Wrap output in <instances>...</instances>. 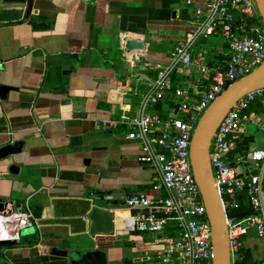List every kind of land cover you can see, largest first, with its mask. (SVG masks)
<instances>
[{
    "label": "crops",
    "instance_id": "1",
    "mask_svg": "<svg viewBox=\"0 0 264 264\" xmlns=\"http://www.w3.org/2000/svg\"><path fill=\"white\" fill-rule=\"evenodd\" d=\"M186 1L34 0L26 18L24 5L0 0V74L18 89L0 100V148L21 143L17 155L0 161V200L7 205L0 242L14 243L0 246V264H70L52 248L100 249L108 264H163V244L123 224L131 213L127 198L164 194L157 168L137 161L140 145L125 123L140 112L158 66L173 68L175 86L198 89L200 75L171 57L190 30ZM215 39L194 47L210 67L226 61ZM174 105L168 96L150 110L167 118ZM94 206L114 213L111 236L88 235ZM26 214L35 225L21 236L18 219ZM244 251L264 264V237L249 231Z\"/></svg>",
    "mask_w": 264,
    "mask_h": 264
},
{
    "label": "built area",
    "instance_id": "2",
    "mask_svg": "<svg viewBox=\"0 0 264 264\" xmlns=\"http://www.w3.org/2000/svg\"><path fill=\"white\" fill-rule=\"evenodd\" d=\"M186 4L193 8L190 30L173 47L171 57L175 65L200 75L198 89L175 86L173 68L156 67V77L140 101V112L125 126L140 145L137 161L157 168V189L164 194L127 198L125 206L131 213L123 224L131 232L151 235L162 243L157 257L163 264H212V230L192 173V140L209 105L263 63L264 27L254 0H187ZM214 38L226 50V61L210 67L194 47L201 39ZM168 96L175 105L162 118L150 109ZM263 117L261 88L241 97L211 138L210 167L225 215L231 264H244V237L249 231L264 237V144L261 149H241L246 125L252 123L264 131ZM34 221L26 214L19 217L18 226L21 231L33 228Z\"/></svg>",
    "mask_w": 264,
    "mask_h": 264
},
{
    "label": "water",
    "instance_id": "3",
    "mask_svg": "<svg viewBox=\"0 0 264 264\" xmlns=\"http://www.w3.org/2000/svg\"><path fill=\"white\" fill-rule=\"evenodd\" d=\"M6 3L19 4L25 6L26 18L30 15L34 0H4ZM256 9L261 17L264 27V0H254ZM130 49L141 50V44H130ZM138 59V58H137ZM0 72L2 69L0 67ZM3 76L0 74V100L5 101L10 92H17L4 83ZM264 88V61L254 71L240 80L232 83L225 91L220 94L204 112L194 131L191 145V166L194 179L198 185L202 200L206 207V213L211 224L212 230V264H231L229 252L228 229L226 225L224 211L215 187L213 173L210 167V145L211 138L226 115L234 107L235 103L244 95L257 89ZM30 107L29 104H27ZM21 143L7 145L0 148V161L20 152ZM10 172L16 173L17 166L13 165ZM6 203L0 200V214H6ZM89 227L90 237H108L114 233V213L96 206L86 218ZM33 229H25L21 236H26ZM12 242H0V246L12 245ZM51 255L67 258L70 264H108L106 254L100 249L87 251H68L52 248Z\"/></svg>",
    "mask_w": 264,
    "mask_h": 264
},
{
    "label": "rangeland",
    "instance_id": "4",
    "mask_svg": "<svg viewBox=\"0 0 264 264\" xmlns=\"http://www.w3.org/2000/svg\"><path fill=\"white\" fill-rule=\"evenodd\" d=\"M215 41H219L218 38L215 39ZM246 135L247 136H253L254 142L251 143L250 147L252 150L254 149H261L258 146V143L261 141V139H264V133H261L258 131L257 127L254 124H248L246 125Z\"/></svg>",
    "mask_w": 264,
    "mask_h": 264
},
{
    "label": "trees",
    "instance_id": "5",
    "mask_svg": "<svg viewBox=\"0 0 264 264\" xmlns=\"http://www.w3.org/2000/svg\"><path fill=\"white\" fill-rule=\"evenodd\" d=\"M161 104V103H160ZM159 104V105H160ZM158 105V106H159ZM244 142L242 143L243 144V147H241V149H245V150H247V148H246V146L251 142V140H250V138L249 139H244L243 140ZM242 215H244V214H242ZM246 215V214H245ZM244 255H245V262H244V264H253L252 262H251V260H250V257L248 256V254L244 251Z\"/></svg>",
    "mask_w": 264,
    "mask_h": 264
}]
</instances>
